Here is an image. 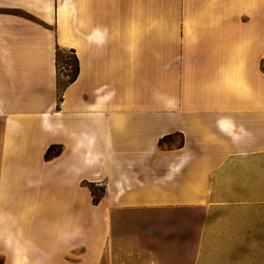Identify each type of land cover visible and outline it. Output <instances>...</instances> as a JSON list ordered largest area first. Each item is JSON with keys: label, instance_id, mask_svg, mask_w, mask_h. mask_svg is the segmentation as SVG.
<instances>
[{"label": "crops", "instance_id": "crops-1", "mask_svg": "<svg viewBox=\"0 0 264 264\" xmlns=\"http://www.w3.org/2000/svg\"><path fill=\"white\" fill-rule=\"evenodd\" d=\"M263 60L264 0H0L3 264H264Z\"/></svg>", "mask_w": 264, "mask_h": 264}, {"label": "trees", "instance_id": "trees-1", "mask_svg": "<svg viewBox=\"0 0 264 264\" xmlns=\"http://www.w3.org/2000/svg\"><path fill=\"white\" fill-rule=\"evenodd\" d=\"M71 59L73 60V63L70 62ZM56 67H57V76H58L57 81H58V92H59L57 109L60 110V106L63 102L64 92L78 80L80 75V63L76 52L74 50L67 51L58 48L56 53ZM262 70L264 72V60L262 63ZM178 137H179L178 135H175L162 139L160 142V147L166 148L167 145L173 143L174 139ZM183 145H184V138L182 137L180 141V148ZM60 153H61V149L52 147L48 151L46 155V159L47 160L53 159L56 156H58ZM87 186L92 193L94 205L95 206L99 205L105 195V189L102 187H98L94 184H89ZM0 264H3V261L1 259H0Z\"/></svg>", "mask_w": 264, "mask_h": 264}, {"label": "rangeland", "instance_id": "rangeland-1", "mask_svg": "<svg viewBox=\"0 0 264 264\" xmlns=\"http://www.w3.org/2000/svg\"><path fill=\"white\" fill-rule=\"evenodd\" d=\"M73 63V60H70ZM65 73V71H64ZM156 219V216L152 212H126L120 213L116 215L115 218V226H116V234L119 236H128L130 234H136L139 232L137 227L141 223L152 222ZM129 241V240H128ZM130 248L124 250L122 246H120L116 260L114 262H110L105 256L104 261L102 264H135L133 262H123L122 257L124 253L128 252Z\"/></svg>", "mask_w": 264, "mask_h": 264}]
</instances>
